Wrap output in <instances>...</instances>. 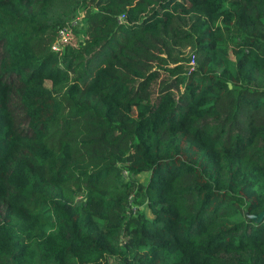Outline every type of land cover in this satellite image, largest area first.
Wrapping results in <instances>:
<instances>
[{"label":"trees","instance_id":"16d2710c","mask_svg":"<svg viewBox=\"0 0 264 264\" xmlns=\"http://www.w3.org/2000/svg\"><path fill=\"white\" fill-rule=\"evenodd\" d=\"M261 211L264 0H0V264H264Z\"/></svg>","mask_w":264,"mask_h":264},{"label":"built area","instance_id":"2783aa9c","mask_svg":"<svg viewBox=\"0 0 264 264\" xmlns=\"http://www.w3.org/2000/svg\"><path fill=\"white\" fill-rule=\"evenodd\" d=\"M69 36L70 29L67 26L58 28L54 43L51 44V49L59 50L64 43H68Z\"/></svg>","mask_w":264,"mask_h":264},{"label":"rangeland","instance_id":"374dc122","mask_svg":"<svg viewBox=\"0 0 264 264\" xmlns=\"http://www.w3.org/2000/svg\"><path fill=\"white\" fill-rule=\"evenodd\" d=\"M79 37H80V36H76V37H75V36L73 35L72 31H71V35L69 36V39H68L69 42H68V43H70V44H71V43H75V44H76V38H79ZM45 42H46V41H45ZM52 43H54V41L51 42V44H52ZM143 176H145V175H143ZM140 179H142V178H140ZM143 179H144V178H143Z\"/></svg>","mask_w":264,"mask_h":264},{"label":"clouds","instance_id":"9594fccd","mask_svg":"<svg viewBox=\"0 0 264 264\" xmlns=\"http://www.w3.org/2000/svg\"><path fill=\"white\" fill-rule=\"evenodd\" d=\"M78 17H76L73 21H72V24H74L75 21H77ZM67 25H63L61 27H66ZM60 28V27H59ZM70 29V27H68ZM58 30V29H57ZM57 32V31H56ZM70 35H71V30H70ZM55 37H56V34H55ZM50 48H51V44H50Z\"/></svg>","mask_w":264,"mask_h":264},{"label":"water","instance_id":"95a60500","mask_svg":"<svg viewBox=\"0 0 264 264\" xmlns=\"http://www.w3.org/2000/svg\"><path fill=\"white\" fill-rule=\"evenodd\" d=\"M263 214H264V211H261V212L258 214L257 219H259ZM253 218H254V216H253Z\"/></svg>","mask_w":264,"mask_h":264}]
</instances>
